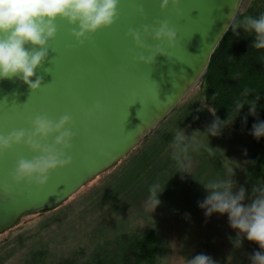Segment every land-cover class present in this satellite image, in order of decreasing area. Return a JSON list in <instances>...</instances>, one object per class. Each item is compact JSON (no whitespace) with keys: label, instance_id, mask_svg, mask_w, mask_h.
I'll list each match as a JSON object with an SVG mask.
<instances>
[{"label":"water","instance_id":"95a60500","mask_svg":"<svg viewBox=\"0 0 264 264\" xmlns=\"http://www.w3.org/2000/svg\"><path fill=\"white\" fill-rule=\"evenodd\" d=\"M241 1L181 0L176 8L161 10L159 0H119L114 22L83 44L69 34L74 25L57 18L48 55L35 70L41 86L32 91L16 78L0 80V134L27 129L28 117L35 114L53 119L68 114L72 121L66 127L74 137L67 154L72 160L51 171L43 186L13 185L9 173L16 161L36 153L20 144L0 155V233L22 214L61 202L131 151L196 85ZM161 20L175 29L174 44L162 45L165 55L152 64L134 62L142 50L126 33ZM145 42L157 43L150 37Z\"/></svg>","mask_w":264,"mask_h":264},{"label":"rangeland","instance_id":"374dc122","mask_svg":"<svg viewBox=\"0 0 264 264\" xmlns=\"http://www.w3.org/2000/svg\"><path fill=\"white\" fill-rule=\"evenodd\" d=\"M251 1L242 0L241 8ZM172 119L156 149L152 146L159 137L146 139L143 150L137 146L128 152L55 209L22 214L11 228L0 233V264H22L41 250L54 259L75 252L86 259L94 249L114 244L119 234L147 230L153 231L161 244L157 264H186V259L200 253L225 264L232 260L250 264L249 256L260 250L258 244L242 237V246L233 248L230 238H235L236 230L229 226L227 214L205 217L198 207V201L207 194L202 185L225 177L230 169L237 186L234 191L243 186L247 198V137L225 126L219 136L207 138L203 131L213 121V113L198 87L187 93ZM178 128L200 141L197 150H190L189 174L176 172L170 155L169 144ZM157 182L164 190L159 195L161 203L151 213L146 208L148 188Z\"/></svg>","mask_w":264,"mask_h":264},{"label":"clouds","instance_id":"9594fccd","mask_svg":"<svg viewBox=\"0 0 264 264\" xmlns=\"http://www.w3.org/2000/svg\"><path fill=\"white\" fill-rule=\"evenodd\" d=\"M119 0H0V80L16 78L35 91L41 86L42 78L35 74L48 55V42L55 36L56 24L59 18L74 27L70 35L78 44H83L88 37L100 28L110 26L117 16ZM181 0H159L161 10L169 5L176 8ZM137 12L144 13L142 5L137 6ZM234 36H239L242 29L247 36H254L251 46L264 49V12L258 15H246L242 20L231 13L229 23ZM135 47L142 51L132 57L134 62L149 65L154 63L158 55H165L162 45L171 47L177 33L167 20H161L156 26L145 24L140 29H129ZM150 37L157 43L152 46L145 42ZM28 45V47H26ZM147 53V55H145ZM32 77H35L32 79ZM242 95L248 96L247 91ZM255 98L236 100L230 117L220 119L215 117L203 131L209 136H219L225 126L231 124L240 115V110L248 105L247 114L242 117L246 122L247 115H257V100ZM99 108L100 105H95ZM215 114V113H214ZM213 114V115H214ZM72 117L68 114L53 119L45 114H35L28 117V128L14 129L7 134H0V155L14 145H25L36 153L31 159L20 158L9 173L13 185L22 182L43 186L49 179V173L63 168L71 163L72 157L67 153L72 148L74 132L70 127ZM251 135L259 140L264 137V121H257L251 127ZM51 137V143L49 138ZM200 147V141L193 136L185 135L183 128H178L172 136L169 148L172 160L177 166L176 172L187 173L191 166L190 150ZM246 151V150H245ZM233 169L225 177L211 179L203 188L206 196L198 201V207L205 217L213 213L227 214L229 226L236 230L235 238H230L233 248L242 246V237L258 244V251L249 256L250 264H264V183L253 185L246 198V190L240 186L237 190L233 180ZM164 187L153 183L148 188L146 208L151 213L161 203L159 199ZM246 199L248 202H245ZM186 264H219L209 255L200 253Z\"/></svg>","mask_w":264,"mask_h":264},{"label":"trees","instance_id":"16d2710c","mask_svg":"<svg viewBox=\"0 0 264 264\" xmlns=\"http://www.w3.org/2000/svg\"><path fill=\"white\" fill-rule=\"evenodd\" d=\"M261 12H264V0H252L244 9L240 4L235 16L242 20L246 15L255 16ZM238 31L240 35L234 36L231 27H228L212 51L204 73L194 87L200 89L212 113H215L213 119L219 117L223 120L227 116L230 117L236 100L247 102L248 99L259 95L256 116L247 115L246 122H243L242 117L248 112V105H245L240 110V115L227 125L242 132L250 143L247 172L248 196L253 185L264 183V137L257 140L251 135L253 123L258 120L264 121V49L253 48L251 43L254 36H247L248 34L244 33L242 29H238ZM245 91L249 94L248 96L242 95ZM186 96L132 150L137 146V150H143L146 147L144 144L146 139L158 136L159 141L156 140L155 143H157L152 146V150L156 149L157 145L162 142L161 135L168 132L167 126L171 124L172 118L182 108ZM120 160L112 165L117 164ZM63 201L64 199L61 202ZM61 202L38 211L55 209ZM111 244L113 243H107L105 246L94 249L86 259H83L77 252L65 258L54 259L45 255L41 250L29 255L22 264H157L160 258L161 244L153 231L119 234L115 238V243ZM218 262L225 264L224 260L222 262L218 260ZM231 264H235L234 260Z\"/></svg>","mask_w":264,"mask_h":264},{"label":"snow or ice","instance_id":"6c2138e0","mask_svg":"<svg viewBox=\"0 0 264 264\" xmlns=\"http://www.w3.org/2000/svg\"><path fill=\"white\" fill-rule=\"evenodd\" d=\"M6 107H9L11 110H13L14 111V108H13V106L11 105V106H9L8 104H6Z\"/></svg>","mask_w":264,"mask_h":264}]
</instances>
